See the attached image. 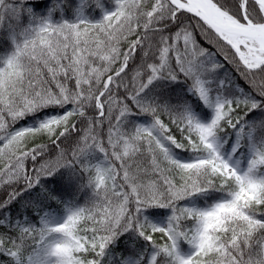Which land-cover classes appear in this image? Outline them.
Segmentation results:
<instances>
[{"label":"snow or ice","instance_id":"1","mask_svg":"<svg viewBox=\"0 0 264 264\" xmlns=\"http://www.w3.org/2000/svg\"><path fill=\"white\" fill-rule=\"evenodd\" d=\"M0 264H264V0H0Z\"/></svg>","mask_w":264,"mask_h":264}]
</instances>
